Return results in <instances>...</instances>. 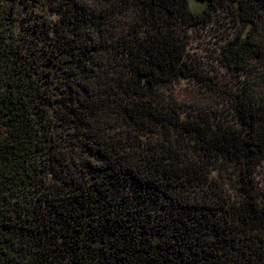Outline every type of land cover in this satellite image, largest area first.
Returning a JSON list of instances; mask_svg holds the SVG:
<instances>
[{
	"label": "trees",
	"instance_id": "1",
	"mask_svg": "<svg viewBox=\"0 0 264 264\" xmlns=\"http://www.w3.org/2000/svg\"><path fill=\"white\" fill-rule=\"evenodd\" d=\"M196 1L0 0V264H264V0Z\"/></svg>",
	"mask_w": 264,
	"mask_h": 264
},
{
	"label": "rangeland",
	"instance_id": "2",
	"mask_svg": "<svg viewBox=\"0 0 264 264\" xmlns=\"http://www.w3.org/2000/svg\"><path fill=\"white\" fill-rule=\"evenodd\" d=\"M190 9L193 12H200L203 8L196 0H189ZM232 26L229 20L224 18L216 19L212 24L203 27L192 29L189 32L190 45L189 55L197 65H204L207 70H214L219 72V76H222L225 71L218 65L217 62V51L219 42L229 33H231ZM214 72V74H215ZM211 74V73H210ZM224 78H229L225 76ZM198 83L190 80L180 81L172 86V92L176 97L178 104L187 113H194L198 111L199 107H208L212 105L213 99ZM257 182L260 193L263 195L264 200V162L258 167Z\"/></svg>",
	"mask_w": 264,
	"mask_h": 264
}]
</instances>
